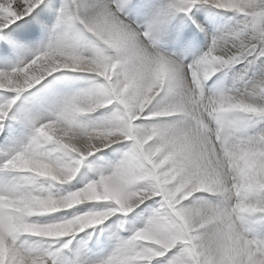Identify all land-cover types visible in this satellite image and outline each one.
Masks as SVG:
<instances>
[{
	"label": "clouds",
	"instance_id": "9594fccd",
	"mask_svg": "<svg viewBox=\"0 0 264 264\" xmlns=\"http://www.w3.org/2000/svg\"><path fill=\"white\" fill-rule=\"evenodd\" d=\"M220 3L236 7V0ZM123 20L141 30L125 14ZM83 26L100 42L87 54L72 47L51 51L11 74L0 73V89L13 93L64 69L94 77L64 98L52 118L38 122L8 162L23 179L15 192L0 186V264L13 251L15 264H50L53 251L42 244L63 242L117 214L126 217L149 200L157 206L143 224L117 238L98 264H264V66L260 79L245 78L261 57L253 52L264 49V39L243 17L228 28L238 35L222 42L212 59L235 58L231 66L243 67L231 86L217 90L208 89L207 81L225 68L202 65L199 71L210 75L197 82L187 70L191 63L144 38L139 43L154 70L134 76L119 49ZM16 99L0 106V114L8 115ZM33 134L44 145L38 153L26 151ZM119 143L126 147L111 167L66 193L49 190L71 182L86 158ZM67 209L76 211L51 222L34 219Z\"/></svg>",
	"mask_w": 264,
	"mask_h": 264
},
{
	"label": "bare ground",
	"instance_id": "6f19581e",
	"mask_svg": "<svg viewBox=\"0 0 264 264\" xmlns=\"http://www.w3.org/2000/svg\"><path fill=\"white\" fill-rule=\"evenodd\" d=\"M43 2H44V4H50L51 1L50 0H43ZM165 2L167 4L168 0H165ZM50 5H52V4H50ZM66 5H67V3H66ZM164 5H163V7H164ZM60 9H58L57 6L49 7L46 10L45 14H44L45 15V20H44L43 25L38 27L36 32L29 39H26V40L22 41L21 42L22 46L15 47L13 52L9 56L0 57V69L11 70L14 67H22L38 51L46 49L50 44L56 42L57 40L62 42L63 39L61 40V36L67 34V30L71 26L68 27L67 24H66L67 22L58 24L59 15H60ZM213 10H214V8H213ZM133 11H135V10H133ZM159 12H160L159 9L154 10V12L152 13L151 17L155 18L156 15ZM144 15L147 16L148 13H145ZM223 15H224V13H223ZM134 16H135V14H134ZM135 20H137V19H135ZM209 20H210V15H208L206 13H203L202 16L200 17V22H201V25L203 27L205 25H207ZM218 20H220V18ZM184 21H182L181 23H183ZM135 25H136V23H135ZM71 28H73V27H71ZM178 30H180V29H178ZM72 32H74V31H72ZM72 32H71V34H72ZM212 33H211V36L213 35ZM81 34H82V32H81ZM155 35H157V34H155ZM68 37H70V36H68ZM81 39L84 40V37L81 38ZM163 39H165V38H163ZM209 39H210V37H209ZM70 40H71V37H70ZM91 40H93V38ZM211 40H213V39H211ZM75 41L77 42V40H75ZM75 41L73 43L72 42H68V43L62 42V43L66 44V45H68V46H70V47H72V48H74L76 50H79V46L80 45L78 46V44ZM87 41H89L88 38H87ZM176 43H177V41H176ZM86 44H88V42ZM82 45H84V43ZM90 45H92V44H90ZM152 45H154V44L152 43ZM181 46H183V45L181 44ZM188 48H190V47H188ZM209 48H210V46H209ZM189 51H191V50H189ZM184 52H185V50H184ZM187 53H189V52H187ZM261 61H260V63H262ZM255 65H257V64H255ZM240 66H239V68H240ZM253 74L255 75V73H253ZM93 79H94L93 74L83 73V72H76V71L64 69V70H60L58 72H55V73H52V74L46 76L40 83L34 85L30 89H26V90H24V91H22L20 93L9 92V96L10 97L11 96H16L17 99H16L15 105L8 112V115L5 117V119L3 121H0V125H2V128H0V134H1V138H0V165H2L3 162L11 154H13L15 151H19L25 144L28 143V141H29V139H30V137L32 135V132H33V124H34V122L35 123L43 122L44 120H47V119H50V118L53 117L55 111L57 110V107H58L59 103L63 100V99H61V96L63 94L62 90H65L68 86L71 87L76 81L77 82H81L82 85L85 84L86 86H90V84L93 82ZM254 80H256V79L254 78ZM213 87H214V85H213ZM213 87H212V89H213ZM72 88H73V86H72ZM4 91L5 90H0V93H3ZM68 95H67V97H68ZM3 102H4L3 99L0 98V104H2ZM110 108H111V106H109L108 109H102V110H99L97 113L90 114V116L93 117V118H95L97 116L99 117L101 114L106 113L107 111H109ZM124 146L126 147V145L123 144V143L114 144V145H112L111 147H109L107 149H103L100 152L94 153L92 156L86 158V160L81 164L80 171L78 172L77 176L71 182H69L67 184H64V185H55L53 187H50V189H52L56 193L59 192V193L63 194V193H66L67 191H71V190H74V189H76L78 187H81L89 179L94 178L100 171L106 170L109 167H111L112 163L118 158V156L115 155L117 149L121 148V147H124ZM53 154L56 155L58 153H53ZM110 154H112L113 156L112 157H108ZM11 175H13V173H8V172H5V171H4V173H0V186H3L6 183V181L8 179H10ZM42 182H45L47 184L46 181H42ZM199 195H206V194H199ZM147 203H148V201H145L144 204L140 205L139 208H137L133 213L128 214V216H126V217L122 216L121 214H117V216L112 217L108 221H106L104 225L98 226V227H96L94 229L86 230L85 232H82V233L75 234L74 236L67 237L66 239L63 238V242H57V243L61 244L62 246H63V243H67V247H65V249L64 248L62 249V256L65 258V261L68 262L69 260L74 259V257H76V259H81L80 261H83L82 259L85 260L88 257V255L86 254L88 252L85 253V251H88V250H90V251L95 250L96 253L99 252V254L101 252L103 253L104 251H106L107 255H109L107 249H109L111 251L114 248L117 238H119V237H127L131 233V231L134 230L135 227L142 225L139 222V220L137 219L138 213L141 214L140 219L143 222L145 221L147 216L151 213L147 209V207H148ZM90 206L91 205H86V207H90ZM78 207L83 209V208H85V205H80ZM68 211L70 212V213L68 212L69 214H72L76 210L75 209H69ZM64 214H65V210H60V211H58L56 213L46 214L43 217L45 219L48 218V217L61 218V217L66 216ZM69 214H67V215H69ZM40 218H42V217H40ZM51 218H50L49 222L52 221ZM53 244H56V243H53ZM46 247L49 248V246H46ZM50 247H51V245H50ZM55 247L56 246L54 245V248ZM56 248H58V246ZM59 248L57 249L58 251H59ZM72 251H74L76 255L75 256L71 255V257H70L69 253L72 252ZM96 253L94 254L95 256L97 255ZM88 254H90V253H88ZM97 257H98V255H97ZM64 258H61V259L64 260ZM94 259H95V257H94ZM91 262H92V260H91Z\"/></svg>",
	"mask_w": 264,
	"mask_h": 264
},
{
	"label": "snow or ice",
	"instance_id": "6c2138e0",
	"mask_svg": "<svg viewBox=\"0 0 264 264\" xmlns=\"http://www.w3.org/2000/svg\"><path fill=\"white\" fill-rule=\"evenodd\" d=\"M129 0H99L98 3L89 6L90 12L81 15L78 11L80 5H77V10H73L70 7H62L60 9V15L58 24L66 23L74 20H79L80 23L87 26L98 37H105L122 53V59L125 65L134 66L132 74L134 76H140L144 71L154 70V62L147 60L144 57V50L141 47L139 41L144 38H151L153 31V25L159 20L167 18L175 13L189 14L192 9L200 4H212L216 8L232 10L240 14L244 18V25L254 30L258 35L264 39V0H236V7L234 9H228L223 7L220 0H196L195 3H187L186 0H168L166 6L157 14V17L149 21L146 27L137 31L130 28L124 23L123 14L124 8L128 4ZM54 5L44 4L43 0H0V57L9 56L15 47L22 46L21 42L29 39L38 29L42 26L45 20V12L49 7ZM142 33V35H141ZM238 35L237 31L224 32L219 36H216L212 40L211 47L188 66L187 70L197 76V82L202 77H207L210 72L207 69L201 73L199 67L202 65H212L215 67L228 68L232 64L236 63L235 58L226 57L223 61H214L212 57L217 54V48L222 42L226 41L230 36L235 37ZM71 47L57 41L55 48L49 45L46 49L38 51L31 59H35L37 56L46 54L51 51H67ZM259 53L261 57H264V49L257 48L253 55ZM167 63L168 61L164 60ZM24 66V65H23ZM22 66V67H23ZM20 67H14L11 70L0 69V73L11 74L14 70H18ZM261 90H264V83L259 84ZM2 90V89H0ZM108 91V89H106ZM9 92L5 90L0 93V98L3 99V103L0 106L6 104L10 98ZM7 115L0 114V121H3ZM260 118V117H258ZM38 126V123L33 124V129ZM2 128V125H0ZM44 147L41 144V138L33 134L29 144L26 146V151L31 153H38ZM19 151H15L11 154L2 165H0V171L13 173L10 179L4 184L5 190L9 192H15L21 185L23 179L20 174L16 173L8 164L10 160L16 158ZM86 207V205H85ZM79 209H77L78 211ZM7 215V213H4ZM17 253L12 252L7 257V264H15L17 259ZM49 259L55 255L54 252H50ZM166 257H160L159 260H164ZM172 264H183L179 259L172 262Z\"/></svg>",
	"mask_w": 264,
	"mask_h": 264
},
{
	"label": "rangeland",
	"instance_id": "374dc122",
	"mask_svg": "<svg viewBox=\"0 0 264 264\" xmlns=\"http://www.w3.org/2000/svg\"><path fill=\"white\" fill-rule=\"evenodd\" d=\"M50 4L57 6L58 9L62 8V7H71L74 11L77 10V5H80L78 11L81 15L90 12L91 8L89 6L94 5L96 3L99 2V0H50ZM57 1V2H56ZM67 3V5H66ZM57 4V5H56ZM165 4V5H164ZM132 5V6H131ZM163 5L166 6V2L165 0H129L128 4L125 6L124 8V14L125 17L127 18V20L130 23H133V25L138 24L141 29H143V27L145 26V24H148L149 21L154 20L155 18H152L151 15L154 12V10L159 9V11H161V9L163 8ZM132 8H131V7ZM134 6V7H133ZM138 8H137V7ZM140 7V8H139ZM89 8V9H88ZM127 8V9H126ZM130 8V9H129ZM214 8V10H213ZM210 9V10H209ZM135 10V11H133ZM205 12H204V11ZM142 11V12H141ZM193 12V13H192ZM196 14H195V13ZM206 13L208 15H210V20L207 23V25H205L204 27L201 25L200 22V17L202 16L203 13ZM214 12V13H213ZM232 11V10H225V9H217L215 6H213L212 4H200L197 7H194L192 9V11L189 14H184V13H175L167 18H163L161 20H159L156 24H154L153 26V31L151 33V43H153L154 47H157L158 49L162 50L163 52L167 53V54H172L175 57H179L181 58L185 65L194 62L195 60L199 59V56L203 55L204 52H206L209 49V46L211 47L212 44V40L214 38V36H219L220 34L226 32L228 30V28L230 27V25L232 26L235 21L239 18H241L240 14ZM148 13V17L145 16L144 14ZM224 13V15H223ZM230 13V14H229ZM234 13V14H233ZM135 14V16H134ZM215 14V15H214ZM227 14V15H226ZM183 15V16H182ZM192 15V16H191ZM196 15V16H195ZM232 15V16H231ZM132 16V17H131ZM134 16V17H133ZM137 16V17H136ZM176 16V17H175ZM222 16V17H221ZM230 16V17H229ZM239 16V17H238ZM178 17V18H177ZM184 17V18H183ZM133 18V19H132ZM220 18V20H218ZM137 19V20H135ZM215 19V20H214ZM222 19V20H221ZM232 21H231V20ZM184 21L183 23H181L182 21ZM178 21V22H177ZM213 21V22H212ZM217 21V22H216ZM225 21V22H224ZM228 21V22H227ZM215 22V23H214ZM219 22V23H218ZM69 23V24H68ZM167 23V24H166ZM217 23V24H216ZM67 26H71L73 28H68L67 30V34L61 36V40L64 43H68V42H74L75 40H77V44L79 46V50L85 54H87L88 52L92 51L93 48L99 46L100 42L98 41V39L94 36V34L88 32L82 23L79 22V20H74V21H70L66 23ZM183 24V25H182ZM215 24V25H214ZM228 24V25H227ZM81 25V26H80ZM174 25V26H173ZM213 27H212V26ZM226 25V26H225ZM210 26V27H209ZM217 26V27H216ZM158 27V28H157ZM164 27V28H163ZM181 27V28H180ZM196 27V28H195ZM216 27V28H215ZM222 27V28H221ZM77 28V29H76ZM156 28V29H155ZM202 28V29H201ZM71 29V30H70ZM83 29V30H82ZM170 29V30H169ZM180 29V30H178ZM205 31H204V30ZM208 29V30H207ZM168 30V31H167ZM211 30V31H210ZM214 30V31H213ZM74 31V32H72ZM174 31V32H173ZM176 31V32H175ZM72 32V34H71ZM76 32V33H75ZM80 32V33H79ZM82 32V34H81ZM213 32V33H212ZM78 33V34H77ZM85 33V34H84ZM211 33L213 34L211 36ZM69 34V35H68ZM76 34V35H75ZM87 34V35H86ZM157 34V35H155ZM210 34V35H209ZM219 34V35H218ZM85 35V36H84ZM179 35V36H178ZM190 35V36H189ZM70 36L71 40H70ZM76 36V37H75ZM93 40H91L92 38ZM207 36V37H206ZM84 37V40L81 39ZM90 37V38H89ZM155 37V38H154ZM165 39H163V38ZM181 37V38H180ZM183 37V38H182ZM210 37V39H209ZM73 38V39H72ZM87 38L89 41H87ZM159 38V39H158ZM65 39V40H64ZM75 39V40H74ZM205 39V40H204ZM172 40V41H171ZM84 41V42H83ZM174 41V42H173ZM177 41V43H176ZM209 41V42H208ZM88 42V44H86ZM90 42V43H89ZM180 42V43H179ZM84 43V45H82ZM96 45H95V44ZM161 43V44H160ZM179 43V44H178ZM208 43V44H207ZM92 44V45H90ZM181 44L183 46H181ZM180 45V46H179ZM185 45V46H184ZM199 45V46H198ZM209 45V46H208ZM85 46V47H84ZM177 46V47H176ZM81 47V48H80ZM179 47V48H178ZM190 47V48H188ZM195 47V48H194ZM198 47V48H197ZM88 48V49H87ZM92 48V49H91ZM184 48V49H183ZM174 49V50H173ZM176 50V51H175ZM185 50V52H184ZM191 50V51H189ZM193 51V52H192ZM182 54H181V53ZM189 52V53H187ZM187 53V54H186ZM197 54V55H196ZM193 56V57H192ZM196 58H195V57ZM186 57V58H185ZM192 57V58H191ZM194 59V60H193ZM262 60V61H261ZM260 61L262 63H260ZM257 64V65H255ZM255 64L251 67L250 69V73H247V77H245L246 79H251L253 81L254 78L256 80L260 79V75H259V71L260 68L262 67V65L264 66V57H259L257 59V61L255 62ZM241 64H237L235 66H231L228 69L222 70L221 72L215 74L213 77H211L208 81H207V88L208 89H212L213 85V89H222L226 86H231L233 84L234 78L237 74V72L240 70V68L243 67V65ZM259 65V66H258ZM240 66V68H239ZM238 69V70H237ZM255 73V75L253 73ZM234 74V75H233ZM250 75V76H249ZM258 75V76H257ZM256 76V77H255ZM253 78V79H252ZM81 81V80H80ZM229 84V85H228ZM73 86V88H72ZM71 87L68 86L65 90H62V96L61 99H64L65 97L70 96L74 93L80 90H83L85 87H87L85 84L82 85L81 82H75ZM84 86V87H83ZM69 88V89H68ZM69 91H68V90ZM77 89V90H76ZM73 92H72V91ZM69 93H68V92ZM71 91V92H70ZM163 96V97H162ZM161 98H164V94H161ZM98 117V116H97ZM96 118V117H95ZM262 123L261 121H257V124L254 125L253 127L259 126V124ZM1 135V134H0ZM125 147V146H124ZM118 148L115 155L119 157V155L121 154V152L124 150L123 148ZM120 149V150H119ZM123 149V150H122ZM120 151V152H119ZM118 152V153H117ZM113 155L110 154L108 157H112ZM0 173H4V171H0ZM42 182V181H41ZM44 183L46 186L47 184L45 182ZM50 191L54 192L52 189H50ZM148 207L147 209L151 212L152 209H154L157 205H156V201L155 200H149L147 203ZM69 209L65 210V214L67 215L70 212L68 211ZM67 211V212H66ZM69 212V213H68ZM63 215V216H64ZM70 215V214H69ZM141 214L138 213V217L137 219L139 220V222L141 224H143V221L140 219ZM40 217H36L34 219H37L41 222H49L51 217L48 218H44L42 216V218ZM58 218V217H57ZM48 219V220H47ZM54 218L52 217L51 220H53ZM35 239V238H33ZM66 239V238H64ZM51 243V244H50ZM56 243V244H53ZM49 246L46 247V246ZM51 245V247H50ZM54 245L59 248V251L57 250L58 248H54ZM43 248H48L51 251H53L55 253V255L52 257V259L50 260V264H98V262L101 259L106 258L107 252L104 251L103 253L101 252L99 254V252L96 253L95 250H88L85 251L90 253H86L88 255L87 259H82L83 261H80L81 259H76V257H74V259L69 260L68 262L65 261V258L62 256V249L65 247L62 246L61 244L57 243V241H48L47 243H44L41 245ZM108 250V254L111 253V251L109 249ZM110 251V252H109ZM92 252V253H91ZM97 254L95 256L94 254ZM106 253V254H105ZM70 257L75 256V252L72 251L69 253ZM90 255V256H89ZM102 255V256H101ZM104 255V256H103ZM95 257V259H94ZM97 257V258H96ZM61 258H64V260H62ZM93 258V259H92ZM100 258V259H99ZM97 259V260H96ZM160 259V258H157ZM92 260V262H91ZM72 261V262H71ZM85 261V262H84ZM82 262V263H81ZM94 262V263H93Z\"/></svg>",
	"mask_w": 264,
	"mask_h": 264
}]
</instances>
